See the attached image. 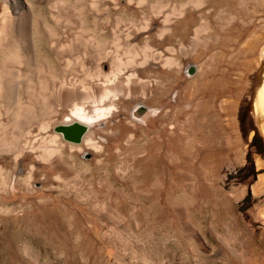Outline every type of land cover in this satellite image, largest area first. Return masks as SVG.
Segmentation results:
<instances>
[{
    "label": "rangeland",
    "instance_id": "rangeland-1",
    "mask_svg": "<svg viewBox=\"0 0 264 264\" xmlns=\"http://www.w3.org/2000/svg\"><path fill=\"white\" fill-rule=\"evenodd\" d=\"M66 1L34 6L46 15L42 32L85 41L99 33L114 50L150 22L140 48L149 42L172 61L168 91L164 100L155 82L147 105L158 112L147 121L133 120L135 101L126 117L135 126L95 127L94 136L107 144L100 153L70 150L56 127L71 123L62 116L71 106L53 95L72 82L88 86L93 67L86 60L103 53L88 45L58 59L39 44L40 68L19 70L35 89L37 108L19 89V106L32 110L15 128L0 97V139L14 146L0 152V264H264V115L255 109L264 80V0ZM2 11L0 3V24ZM154 66L156 81L162 69ZM41 78L43 98L59 116L39 107ZM47 120L53 122L45 128ZM48 134L65 144L57 165L31 150L48 144Z\"/></svg>",
    "mask_w": 264,
    "mask_h": 264
},
{
    "label": "bare ground",
    "instance_id": "bare-ground-1",
    "mask_svg": "<svg viewBox=\"0 0 264 264\" xmlns=\"http://www.w3.org/2000/svg\"><path fill=\"white\" fill-rule=\"evenodd\" d=\"M48 1H50V0H35V1L32 0V2H34V3H32L30 0H0V3L3 6V11H2V15H1V24H0V97H2L4 99V101L6 102V104L8 105L9 112L12 115L13 127L14 126H15V128L18 127L17 125L19 124V121L20 120L23 121L24 120L23 118L30 116L31 110H32V107L30 109V108H28V106H27V108H25V107L22 108L21 107L22 105L19 106L20 105L18 103V101H19L18 97L19 96L16 95L18 90L22 89L23 94L27 93L29 95V97L31 99V101H30L31 106H34L36 101L38 102V99L36 101H35V99H33V97H36L34 95L35 89L34 88L31 89L25 83L26 81H23L24 79L22 80L20 78L19 70L24 69V70L28 71V73H30V71L32 72L33 69L34 70L37 69V68L35 69L34 67L37 65L39 66V64H37L38 62L36 63V58H35L39 52L38 50L40 49L39 44L45 43L48 46V51L51 52L52 54H54L58 59H61L64 52L68 49H71V48H75V49L82 48L83 49L84 46L85 47L88 45L92 46V49H94V51L96 50L98 53L102 52L103 54L101 53L102 55L99 57L97 56L98 58H96V59L92 58V59L86 60V62L90 66L93 67V71L91 69V71H92L91 72V77H92L91 79L92 80H91V82H89L90 84L87 86L86 85L87 83H86L85 84L86 86H83V85H79L80 83L78 84V82H72L70 85L68 84L69 86L68 85H66L64 87L58 86V90L55 91V95H53V96L55 97L58 105L65 106L67 104H70V106H71L69 108V110H67L68 113L62 115L64 117L63 122H71L69 124L77 123V124L85 126V128H86V132L82 135L79 142H72L69 140H65V141H67L66 143L68 144L69 149L75 150V151L77 150L79 152H84V153L87 151H94V152L100 153L101 151H103L106 148L107 144H106V142L104 145L101 144L99 142L100 139L99 138L97 139L96 136H94V128L95 127H106L110 123L111 124L112 123L113 124H119V123H121V121L129 122V123H131V125L135 126L136 122L141 123V122L147 121L152 115H155L158 112L157 108H150L149 107L150 105L149 106L147 105V101L149 99H151V97L154 93H156V92H154V86L157 85V84H155V82L156 83L158 82L161 85H163L162 94L164 95L163 99L165 100V95L168 91V88L165 86L164 82H165V80H167L166 79L167 78L166 73H168L167 69H169V67L171 66L172 61L170 60L169 57L166 56L165 53H162L161 51H157V49L156 50L153 49L148 44L149 42L146 43L142 48H140V42L139 41L147 39L146 32L147 33L149 32V29H150L149 23L150 22H146V25L142 29V32L135 33V31H134V34H131V33L127 34L125 36V38H123L124 40L122 39L124 41V44L127 45V47H124L123 46L124 44L120 45V44H122V43H119L120 40L115 42L116 44L114 45L115 46L114 50H107L105 48V44L103 43L105 40H102V36L99 33L94 34L93 36H91V38L89 37L90 38L89 41H85L86 39L84 40L82 37H79V36L68 39L67 37H57L49 31L42 32L41 31V27L43 26L42 20L44 19V18H42V16H43L42 14H44V11H42V8H39V12L34 13V6L35 5L41 6L40 4L46 3ZM57 1L60 2V0H57ZM89 1H88V3H89ZM99 1H101V0H99ZM140 1L142 2V0H140ZM65 2H67V1L65 0ZM85 2H86V0H85ZM110 2H112V1H110ZM113 3H117V2L115 1ZM125 3H123V4H125ZM127 3H129V2H127ZM57 4H58V2H57ZM59 4L61 5V2ZM93 4H95V2H92V5ZM96 5H94V7ZM111 5H113V4H111ZM68 6L69 5H67V7ZM98 6H100V5H98ZM65 7H64V3H63V5L59 8H60V10L63 11ZM136 7H138V6H136ZM56 8H58V7H56ZM119 8L122 9V6ZM150 8H151V5H150ZM97 9H100V8L98 7ZM53 11H55V10H53ZM41 12H43V13H41ZM76 12H74V13H76ZM62 13L63 12H61L60 14L58 13V15H61ZM65 15H66V13H65ZM44 16H46V15L44 14ZM95 16L98 17L97 15H95ZM147 16H145L146 19L148 18ZM54 17H56V16H54ZM59 17H61V16H59ZM100 17H102V16H100ZM100 17H98V18H100ZM50 19H52V18L50 17ZM54 20H55V18L53 19V21ZM153 20H154V18H153ZM169 20H170V18H169ZM56 21H57V19H56ZM50 22H52V21H50ZM167 22H169V21H167ZM80 24L83 25V22H81ZM168 24L165 23L164 26L168 25ZM34 25H36L35 26L36 32L32 31V32L26 33V29L33 27ZM92 25H93V23H92ZM97 25H98V23H97ZM105 25H104V27H105ZM47 26H50V24ZM51 27H49V29H51ZM81 27L83 28V26H81ZM166 27L168 28V26H166ZM57 28H59V26ZM108 28H109V26H108ZM55 29H56V26H55ZM151 29H154V28H151ZM63 33H64V31H63ZM91 35H92V33H91ZM122 46H123V48H122ZM115 48L119 49L118 52L115 51ZM40 53H43V52H40ZM139 53H140V59L138 58ZM155 61L157 62L158 67H160L162 69V75L160 76V79H158L156 81L152 78V75H151V73L155 67L154 66ZM46 62H48V61H46ZM70 63H71V61H70ZM46 64H48V63H46ZM42 67H43V64H42ZM179 67H180V65H179ZM38 68H40V67H38ZM39 71H41V69ZM21 74H23V73H21ZM46 81L47 80L44 78L39 79V87H40V91H41L39 93L40 95H41V93L43 95L44 92H46V91H42V89H45L44 86L47 85ZM45 82H46V84H45ZM65 83H67V81H65ZM32 84L34 85V83H32ZM60 85H62V84H60ZM53 86L56 87V83ZM158 88H155V89L157 90ZM45 90H47V89H45ZM36 92H37V90H36ZM19 94L21 95V93H19ZM46 94H48V93H46ZM119 94H121L123 97L122 99H124L123 100V102L125 104L124 107H121L120 106L121 104L119 105L118 98H117V95H119ZM157 94H158V92H157ZM50 95H51V91L47 96L50 97ZM44 96H45V94L41 97V100H40L41 103L39 102L40 103V106H39L40 109L42 111L51 109V112H53L54 114H51L50 111H49L50 114L47 111H46L47 113H45V114H49L50 116L51 115L59 116V111L57 109L55 111L53 110L55 107L50 108V106H49L50 104H48V103H51V100L49 102H47L48 97L43 98ZM39 98H40V96H39ZM52 98L53 97H51V99ZM138 98L139 99L141 98V100H138ZM56 101H55V103H56ZM133 102H135V105L133 106L132 110L136 114V116L133 118V120H135V121L138 120L135 123L133 121L131 122L128 120L130 117L126 121V117L130 111V105ZM87 104H90L92 107V108H90L91 109L90 111L86 107ZM37 105H39V104L37 103ZM35 107L36 106H34V108ZM56 108H58V107H56ZM255 109L257 110L259 115H264V80L258 89V95H257V101H256ZM42 113H44V112H42ZM120 113H123L125 117L118 118L120 116ZM34 114L35 113H33V115ZM56 118H58V117H56ZM56 118L54 120H57ZM52 122H53V120H51V121L47 120L43 125L45 128H47ZM261 123H262V128L264 130V123L263 122H261ZM55 125H57V124H55ZM100 129H102V128H100ZM113 129L115 130V128H113ZM115 133H119V131L116 130ZM48 137H49V140H48L49 143L48 144H46V142L43 144H39L37 148H35L34 144H33V146H31V150H39L40 151V154H39L40 157L39 158H41L43 160H47L48 162H50L53 165H57L60 160L58 161L57 156L55 158V155H56V153H59L63 149V147H64L63 145H65V144L61 143V141L59 142L57 140L56 134H52V135L48 134ZM12 149L14 150V146L11 143H8L5 139L4 140L0 139V152L5 151V150H12ZM23 154H24V151L21 153H17V155L15 156V159L18 161V159ZM30 169H31L30 172L32 173L34 171V165L33 164L31 165ZM60 170L62 173L66 172V168L64 167V165L60 166Z\"/></svg>",
    "mask_w": 264,
    "mask_h": 264
},
{
    "label": "water",
    "instance_id": "water-1",
    "mask_svg": "<svg viewBox=\"0 0 264 264\" xmlns=\"http://www.w3.org/2000/svg\"><path fill=\"white\" fill-rule=\"evenodd\" d=\"M56 130L60 131L65 140L72 142H79L82 135L86 132L85 126L77 123L62 124L57 126Z\"/></svg>",
    "mask_w": 264,
    "mask_h": 264
}]
</instances>
